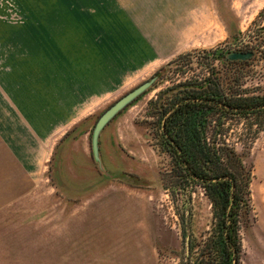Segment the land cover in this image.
<instances>
[{
    "label": "rangeland",
    "instance_id": "rangeland-1",
    "mask_svg": "<svg viewBox=\"0 0 264 264\" xmlns=\"http://www.w3.org/2000/svg\"><path fill=\"white\" fill-rule=\"evenodd\" d=\"M145 13L162 15L159 28L170 37L174 25L176 49L136 66L128 22ZM86 20L96 31H109L111 51L119 47L127 55L114 66L120 69L111 64L108 81L95 80V95L87 99L80 85L79 95L70 97L78 111L64 113L70 125L79 124L54 145L44 175L25 178L29 189L0 203V264H187L190 238L200 243L211 233L212 204L202 188L186 205L173 201L171 158L161 147L150 103L167 88L205 75L222 81L226 93L264 95V0H0V54L15 51L16 42L44 45L43 34L51 38L55 31L39 32L43 25L69 29ZM232 53L251 57L231 60ZM186 54L195 57L191 64L169 65ZM152 80L101 131L96 155L100 118ZM248 123L234 118L228 124V137L239 142L237 152L251 172L241 264H264V128L252 139ZM246 138L252 145L241 144ZM190 209L193 221L186 227L178 213Z\"/></svg>",
    "mask_w": 264,
    "mask_h": 264
},
{
    "label": "crops",
    "instance_id": "crops-1",
    "mask_svg": "<svg viewBox=\"0 0 264 264\" xmlns=\"http://www.w3.org/2000/svg\"><path fill=\"white\" fill-rule=\"evenodd\" d=\"M160 17L145 13L129 20V32L134 47L137 45L136 56L133 53L131 57L134 65L148 64L175 51L174 25L168 27L172 29L170 37L159 28ZM95 25L89 20L69 29H63L62 24L43 25L39 32L55 31L51 38L43 34L44 45L30 47L28 42H16L12 46L15 51L7 49L0 54V193L5 194L0 203L14 193L27 191L25 178L31 182V178L45 174L54 145L79 124L76 120L70 125L72 120L66 121L64 113L78 111L70 97L79 95L80 85L88 99L96 94L97 78L108 81L112 68L120 69L114 66L121 65L126 51L119 47L111 51L109 31H96ZM181 36L183 39L184 34ZM104 86L102 91L99 87V94L105 91Z\"/></svg>",
    "mask_w": 264,
    "mask_h": 264
},
{
    "label": "trees",
    "instance_id": "trees-1",
    "mask_svg": "<svg viewBox=\"0 0 264 264\" xmlns=\"http://www.w3.org/2000/svg\"><path fill=\"white\" fill-rule=\"evenodd\" d=\"M209 54L217 50L205 51L206 57ZM194 58L186 54L169 65L191 64ZM199 80L169 87L150 103L152 116L158 118L161 147L171 158L167 187L175 204L190 203L198 188L212 204L211 233L200 243L190 238L187 264H241L240 234L249 210L251 172L237 152L239 142L228 137V124L234 118L249 121L248 132H254L255 139L264 128V95L229 94L215 77L205 75ZM241 144L250 146L252 141L246 138ZM178 214L190 227L193 211Z\"/></svg>",
    "mask_w": 264,
    "mask_h": 264
},
{
    "label": "water",
    "instance_id": "water-1",
    "mask_svg": "<svg viewBox=\"0 0 264 264\" xmlns=\"http://www.w3.org/2000/svg\"><path fill=\"white\" fill-rule=\"evenodd\" d=\"M251 57L250 54H243V53H232L229 55V59L231 60H243L249 59ZM154 80L149 81L126 95L120 101H118L113 107H111L98 121L97 126L94 132V151L97 155L98 152V139L101 131L105 128V126L116 117L122 110H124L127 106L133 103L137 98H139L142 94H144L149 88L152 87Z\"/></svg>",
    "mask_w": 264,
    "mask_h": 264
}]
</instances>
